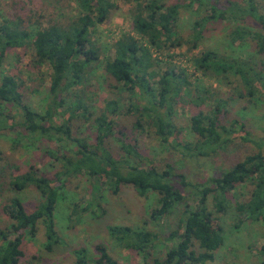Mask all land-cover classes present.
<instances>
[{"label":"trees","instance_id":"trees-1","mask_svg":"<svg viewBox=\"0 0 264 264\" xmlns=\"http://www.w3.org/2000/svg\"><path fill=\"white\" fill-rule=\"evenodd\" d=\"M125 1L134 5L133 30L141 39L124 34L114 44L112 55L104 57L92 37L93 30L103 24L115 9L112 0H78L76 17L65 22L53 20L47 26L38 24L34 33L23 20L6 21L0 25V102L22 113L23 120L19 126L30 140L58 143L65 150L62 157L54 156L63 162V171L56 173L54 178L41 174L35 165H31L27 172L13 181L18 191L35 188L41 195V201L32 211L26 208L20 195L11 197L4 204V212L12 223L6 229H0V264H20L25 256L22 248L24 236L35 238L40 225L45 228L47 252H53L60 244L55 211L66 180L74 175L87 174L98 179L100 183L108 184L115 194L123 185L134 187L143 197L148 193L157 194L158 205L152 213L154 218L164 217L185 200L184 192L173 183V178H180L181 184L188 187L185 176L175 173L170 165L166 169H158L151 160L143 158L138 143L134 145L124 140L126 135L122 131L118 137L121 150L139 161L135 165L130 160L115 159L107 141L115 135L116 121L112 117L119 112V100H108L104 109H100V115L94 118L81 90L87 78L102 70L101 77L110 82L109 87L118 91L122 86L129 96L127 110L137 117L135 129H152L163 143L170 139L175 141L176 133H179L174 122L177 108L184 96L191 94L193 83L184 72L154 57L152 50L162 51L167 43L180 45L176 29L182 8L193 7L197 3L208 6L206 11L209 15L194 24L193 48L203 38L209 22L224 21L233 29L228 34L231 43L243 47L250 42L255 52L249 61L225 59L214 50L193 58L195 69L203 75L215 76L222 82L232 73L239 80L233 96L226 101L220 98L212 101L213 96H208L211 95L208 89L203 98L194 97L189 101L191 105L197 101L195 107L199 110L190 118V130L196 137L194 148L199 155L216 152L229 141V136L236 133V127L244 128V123L237 118L229 127L223 124L222 117L227 118L231 113L229 100L241 99L254 104V98L264 92V73L259 70L264 68V14L258 0H227L226 4L222 0H178L175 3V0ZM19 49L31 52V63L36 68L49 65L52 69V103L44 113L24 103L16 77L5 72L8 51ZM254 57L262 61L256 63ZM226 84L231 86L232 81ZM70 91L73 101L66 106L69 95L65 94ZM64 107L65 112H62L60 109ZM55 110L61 111L63 117L67 115L66 122L78 118L89 122L92 118L97 132L95 141L88 143L74 137L66 122L58 125L54 121ZM2 116L0 113V129L5 122ZM184 148L192 150L189 146ZM245 183H249L253 191L249 200L236 203L241 215L236 228L246 221H262L264 224V152H258L246 156L220 177L195 186L197 207L185 208L178 228L168 237L169 241L175 242L174 246L168 250L164 260L154 259V264L214 262L215 253L225 244V237L220 218L209 208V200H212L217 214L225 215L233 201L232 192ZM108 231L126 250L143 255L145 259L151 256V248L158 240V235L144 229L111 226ZM12 235H15L14 239H10ZM96 249L99 257L94 264H118L104 245H98ZM74 253L77 256L75 264L89 263L84 249ZM260 258V264H264V244Z\"/></svg>","mask_w":264,"mask_h":264},{"label":"rangeland","instance_id":"rangeland-1","mask_svg":"<svg viewBox=\"0 0 264 264\" xmlns=\"http://www.w3.org/2000/svg\"><path fill=\"white\" fill-rule=\"evenodd\" d=\"M226 1L222 0L223 4H226ZM263 1L258 0L263 8L262 14ZM112 2L115 3V9L109 18L93 30V41L100 47L103 57L112 55L114 44L124 34L141 39L133 30L134 5L125 0ZM207 7V4L201 6L197 3L193 7L182 8L176 29L180 45L171 46V43H167L162 51L152 50L154 57L175 67L179 72H184L193 83L191 94L185 95L177 108L174 122L179 133H176L175 141L170 139L169 142L163 143L154 130L135 129L137 117L127 110L129 96L122 86L118 91L109 87L110 82L101 77L102 70H97L94 76L87 78L81 89L90 111L95 115L94 118L100 115V109H104L108 100H119V112L112 117L116 121L115 135L107 141L115 159L130 160L135 165L139 161L121 150L118 137H121L122 131L126 135L124 140L134 145L138 143L143 158L151 160L158 169L163 170L170 165L175 173L185 176L188 187L181 184L180 178H173V183L184 192L185 200L164 217L154 218L152 213L158 205L157 194L148 193L143 197L130 185L121 186L115 194L108 184L100 183L98 179L87 174L74 175L66 180L55 211L60 244L53 252H47L45 228L40 225L35 238L24 236L22 248L25 256L20 264H75L77 256L74 252L81 249L85 250L88 264H94L95 259L99 257L96 249L98 245H104L118 264H154V259L164 260L168 250L175 244L169 241L168 237L178 228L185 208L192 209L198 205L195 186L206 184L211 178L220 177L248 155L264 152V92L254 98V104L241 99L229 100L228 108L231 113L227 118L222 117L223 124L229 127L234 118H237L245 126L242 129L236 127V133L229 136L226 144L207 156L199 155L194 148L196 137L190 130V118L199 110L195 107L197 101L192 105L189 101L194 97L203 98L207 89L211 93L208 96H213L212 101L214 98L226 101L233 96L239 80L232 73H229V79L222 82L215 76L203 75L195 69L193 58L207 50H214L225 59L249 61L255 53L250 42H246L243 47L231 43L228 34L233 29L224 21L209 22L203 38L199 40L197 47L193 48L194 24L207 16ZM78 12V0H0V25L6 21L23 20L34 33L38 24L47 26V23L53 20L65 22L76 17ZM30 53H25L22 49L9 50L4 69L7 74L16 77L24 103L44 113L52 103V69L49 65L36 68L34 63H31ZM254 61L260 63L262 59L254 57ZM259 70L264 73V68L260 67ZM231 81L232 85L228 86L226 83ZM71 91L65 94L69 95L66 106L73 101ZM60 110L65 112V107ZM61 111H54V121L58 125L65 124L67 119V115L63 117ZM0 113L3 114L1 118L5 120L0 129V229L3 230L12 223L4 212V204L11 197L20 195L29 211L35 210L41 201L40 193L33 187L22 191L15 189L13 181L16 177L27 172L31 165H35L41 174L54 178L56 173L63 171V162L56 160L54 156L62 157L65 150L58 146V143L32 141L26 137L25 130L19 126L23 120L22 113L17 109L0 102ZM93 121L92 118L89 122L78 118L67 120L66 124H69L74 137L93 143L97 134ZM11 125H14V128ZM176 143L181 146H176ZM184 146H189L192 150L189 151ZM252 191L253 187L249 183L238 186L232 192L233 201L225 215L217 214L212 200H209V208L220 218L225 237L224 246L215 253V261L209 264H260V249L264 244L263 222L246 221L236 228L241 217L236 203L249 200ZM111 226L144 229L158 235V240H155L151 248V256L145 259L143 255L126 250L111 237L108 231ZM14 238L15 235H12L10 239Z\"/></svg>","mask_w":264,"mask_h":264}]
</instances>
